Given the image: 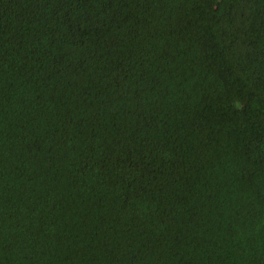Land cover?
Listing matches in <instances>:
<instances>
[{
    "label": "trees",
    "instance_id": "1",
    "mask_svg": "<svg viewBox=\"0 0 264 264\" xmlns=\"http://www.w3.org/2000/svg\"><path fill=\"white\" fill-rule=\"evenodd\" d=\"M0 264H264V0H0Z\"/></svg>",
    "mask_w": 264,
    "mask_h": 264
}]
</instances>
